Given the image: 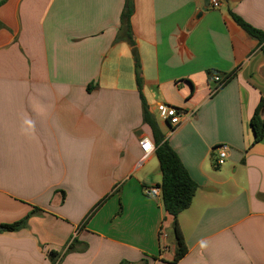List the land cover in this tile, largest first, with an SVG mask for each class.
I'll use <instances>...</instances> for the list:
<instances>
[{
  "label": "crops",
  "instance_id": "obj_1",
  "mask_svg": "<svg viewBox=\"0 0 264 264\" xmlns=\"http://www.w3.org/2000/svg\"><path fill=\"white\" fill-rule=\"evenodd\" d=\"M1 1V0H0ZM143 95L199 190L178 223L162 197L143 122L132 48L118 40L126 0H7L0 6V264H264V140L251 119L264 101V0H133ZM203 18L193 28L199 11ZM209 71L234 74L214 92ZM186 113L177 128L159 119ZM229 156L218 166V147ZM215 188L207 192L206 188ZM104 204L83 223L104 198ZM167 237V238H165ZM74 243V248L69 251Z\"/></svg>",
  "mask_w": 264,
  "mask_h": 264
},
{
  "label": "trees",
  "instance_id": "obj_2",
  "mask_svg": "<svg viewBox=\"0 0 264 264\" xmlns=\"http://www.w3.org/2000/svg\"><path fill=\"white\" fill-rule=\"evenodd\" d=\"M6 2L7 0H1L0 6ZM134 7L135 6L133 0H126L125 9L122 15L121 33L118 40H125L132 48V54L135 61L137 84L142 101L143 122L151 128L153 142L156 147L155 153L159 161L162 173V183L160 185H157V187H159L162 192V200L165 212L168 215L172 216L174 219L173 234L176 240L177 252L176 258L173 263H176L181 260L188 252L185 240L179 228L178 218L181 213L191 207L196 193L199 190V185L191 178L179 155L170 146L165 134L159 127L156 117L151 113L147 101L143 95L142 63L140 60L136 42L132 35L131 27V17L134 13ZM231 16L242 29H244L249 35L260 41L262 46L261 50L264 54V33L245 22L239 16L233 13H231ZM208 75L210 79L216 75L220 76V89L228 84L234 76V74L232 73L222 74L215 71H209ZM263 108L264 101L262 100L251 119V127L254 135L253 145L258 144L264 140V120L260 116ZM107 199L108 196L104 198L98 205H96V207L93 208L92 211L87 215L83 223H86ZM35 212L36 211H33L27 218L23 219L22 221L12 224L0 225V232L13 233L26 228L30 216H32ZM73 248L74 243L70 246L69 251ZM50 258L53 264H59V253L51 252Z\"/></svg>",
  "mask_w": 264,
  "mask_h": 264
},
{
  "label": "built area",
  "instance_id": "obj_3",
  "mask_svg": "<svg viewBox=\"0 0 264 264\" xmlns=\"http://www.w3.org/2000/svg\"><path fill=\"white\" fill-rule=\"evenodd\" d=\"M220 5H221L220 0H210V6H212L213 8H219ZM210 80L211 83H215L217 85L216 88L214 89V92H217L221 87L220 76L216 75L212 77ZM156 111L159 119L163 122L169 123L173 128H177L178 126H180L184 118H190L192 116L191 114L186 113L182 109L163 103L157 105ZM141 149L146 158L148 157L149 154L155 151L156 147L153 140L149 138H145L141 142ZM228 156H229L228 145H221L220 147H218V161H217L218 166H222L226 162ZM145 194L150 197H162L161 189L157 186H152L147 188L145 190Z\"/></svg>",
  "mask_w": 264,
  "mask_h": 264
},
{
  "label": "water",
  "instance_id": "obj_4",
  "mask_svg": "<svg viewBox=\"0 0 264 264\" xmlns=\"http://www.w3.org/2000/svg\"><path fill=\"white\" fill-rule=\"evenodd\" d=\"M209 7H210V0H205L204 9H208ZM203 16H204V11L203 10L199 11L195 15L193 20L190 22L189 28L195 27V25H197V23L203 18ZM260 116L264 120V108L262 109ZM205 191H207V192H215L216 189L212 188V187H208V188L205 189Z\"/></svg>",
  "mask_w": 264,
  "mask_h": 264
},
{
  "label": "rangeland",
  "instance_id": "obj_5",
  "mask_svg": "<svg viewBox=\"0 0 264 264\" xmlns=\"http://www.w3.org/2000/svg\"><path fill=\"white\" fill-rule=\"evenodd\" d=\"M169 233L171 234V237L174 235L173 230L172 231L170 230ZM172 239H173V237H172Z\"/></svg>",
  "mask_w": 264,
  "mask_h": 264
}]
</instances>
